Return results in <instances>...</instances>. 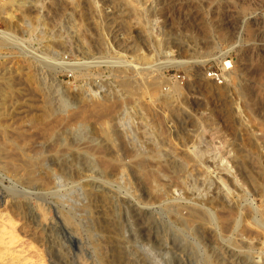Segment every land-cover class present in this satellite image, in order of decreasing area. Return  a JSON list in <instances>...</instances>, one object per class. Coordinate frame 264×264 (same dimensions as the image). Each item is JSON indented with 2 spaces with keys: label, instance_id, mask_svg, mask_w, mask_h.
I'll return each mask as SVG.
<instances>
[{
  "label": "rangeland",
  "instance_id": "rangeland-1",
  "mask_svg": "<svg viewBox=\"0 0 264 264\" xmlns=\"http://www.w3.org/2000/svg\"><path fill=\"white\" fill-rule=\"evenodd\" d=\"M1 32L0 213L35 264L258 255L236 241L261 237L264 0H0ZM193 211L210 236L177 219Z\"/></svg>",
  "mask_w": 264,
  "mask_h": 264
},
{
  "label": "bare ground",
  "instance_id": "bare-ground-1",
  "mask_svg": "<svg viewBox=\"0 0 264 264\" xmlns=\"http://www.w3.org/2000/svg\"><path fill=\"white\" fill-rule=\"evenodd\" d=\"M9 1H19V0H9ZM132 4V3H131ZM29 26H31V25H29ZM9 39H11L10 38V34H8V33H4V32H1L0 33V44L1 45H4V43H7L8 41H9ZM10 41H12V40H10ZM224 54V53H223ZM225 55V54H224ZM223 56V55H222ZM252 56V55H251ZM170 59V58H169ZM167 61V60H166ZM165 63H167V62H165ZM170 63V62H169ZM168 64V63H167ZM227 64H229V65H225V67L226 66H230V65H232L230 62H228ZM70 67H72V66H70ZM232 67H233V65H232ZM225 70L227 69H229V67H226V68H224ZM225 76V75H224ZM234 79V76L233 75H230V78H229V80L230 81H234L233 80ZM173 90H174V92H180V88L178 87V86H174L173 87ZM183 90V89H182ZM184 91V90H183ZM254 92V91H253ZM104 101V100H103ZM102 101V102H103ZM100 103V102H99ZM86 105V104H85ZM85 105L83 106V108L85 107ZM91 106V105H90ZM92 107V106H91ZM90 107V108H91ZM107 107H109V106H107L106 104H104V103H102V104H97L95 107H94V112H97V113H99L100 115H105L106 114V112H107V110H108V108ZM248 107V106H247ZM86 108V107H85ZM90 108H88V109H90ZM110 108V107H109ZM111 108H113V107H111ZM87 109V110H88ZM79 110H82V109H79ZM86 110V111H87ZM111 110V109H110ZM92 112H93V108H92V110H91ZM89 112V111H88ZM92 112H90L89 114H91ZM76 113V112H75ZM81 113H82V111H81ZM93 114V113H92ZM75 115H77V114H75ZM80 115V114H79ZM82 115V114H81ZM80 115V116H81ZM94 115V114H93ZM98 115V114H97ZM97 115H96V117H97ZM110 115V114H109ZM86 116H88V114L86 115ZM106 116V115H105ZM74 117L75 116H73V119H74ZM100 117V116H99ZM102 117V116H101ZM62 118V117H61ZM81 118V117H80ZM64 119H66V118H64ZM95 120H96V118H95ZM99 120V119H98ZM57 121H59V120H57ZM60 121H63V119L62 120H60ZM69 121H70V118H69ZM68 121V122H69ZM239 121V120H238ZM55 122V121H54ZM64 122V121H63ZM62 123V122H61ZM49 124V123H48ZM51 124H52V122H51ZM57 124V123H56ZM60 125V124H59ZM47 128V127H46ZM49 128V127H48ZM43 130V129H42ZM45 130V129H44ZM41 131V130H40ZM47 131V130H46ZM113 131V130H112ZM1 132V131H0ZM3 132V131H2ZM2 132H1V134H2ZM41 133V132H40ZM45 133V132H44ZM112 134V133H111ZM19 135V134H18ZM109 135V134H108ZM1 137V136H0ZM19 137V136H18ZM21 137V136H20ZM43 137V136H42ZM113 138V137H112ZM1 139V138H0ZM3 140V139H2ZM5 143H3V145H4ZM255 144V143H254ZM18 145V144H17ZM242 146V145H241ZM5 147V146H4ZM87 147V146H86ZM2 148V149H1ZM8 147H6V149H7ZM15 148V147H14ZM92 148V147H91ZM40 149V148H39ZM89 149V148H88ZM195 149H197L195 146H194V148L192 147V149H191V151H192V153H193V155H194V158H195V156H197V157H199V154H197L196 152H195ZM1 150H3V147H1V145H0V151ZM19 150V149H18ZM17 150V151H18ZM25 150V149H24ZM42 150V149H41ZM39 151V150H38ZM10 153V152H9ZM12 153H13V151H12ZM17 153V152H16ZM45 153V152H44ZM13 154H15V151H14V153ZM19 154V153H18ZM28 155L27 156H29V153H27ZM124 154V153H123ZM21 155V154H20ZM127 155V154H126ZM202 155V154H201ZM37 156V155H36ZM9 157H10V154H9ZM8 157V158H9ZM15 157V156H14ZM21 158V157H20ZM13 159V158H12ZM15 159V158H14ZM16 159H17V157H16ZM22 159V158H21ZM52 159V158H51ZM2 160V159H1ZM19 160V159H18ZM23 160V159H22ZM45 159H43V161H44ZM20 161V160H19ZM29 161V160H28ZM109 161V160H108ZM24 162H26V159H25V161ZM110 163V162H109ZM19 164V163H18ZM24 164V163H23ZM25 164H28V163H25ZM111 164V163H110ZM109 164V165H110ZM6 165L7 166H9V165H11L12 167V169H14V167L17 165V163H16V165L14 164V163H12V161L10 162V161H7L6 162ZM50 165V164H49ZM118 165H120V164H118ZM123 165V164H122ZM124 165H126V164H124ZM123 165V166H124ZM136 165H138V164H136ZM20 165H17V167H16V169H18V167H19ZM28 166V165H27ZM129 166V165H128ZM141 166V165H140ZM228 166V165H227ZM39 167V166H38ZM51 167V166H50ZM146 167V166H145ZM36 168V166L34 167V169ZM40 169H41V167H39ZM122 169H125V168H123V167H121ZM11 169V170H12ZM27 169V168H26ZM30 169V168H29ZM33 169V168H32ZM31 169V170H32ZM39 169V170H40ZM43 170V169H42ZM150 170V169H149ZM149 170H147V171H149ZM230 170V169H229ZM228 170V173L229 174H233L234 175V172L233 171H229ZM13 171V170H12ZM23 171V170H22ZM30 171V170H29ZM147 174H149L150 176H151V174L149 173V172H147L146 170H144ZM143 171V172H144ZM15 172V171H14ZM34 172H35V170H34ZM144 172V173H145ZM19 173V172H18ZM26 173V172H25ZM37 173H38V171H37ZM43 173H44V171H43ZM46 173V172H45ZM44 173V174H45ZM145 173V175H147ZM155 173V172H154ZM27 174V173H26ZM25 174V175H26ZM61 174V173H60ZM81 174V173H80ZM30 175V174H29ZM82 175V174H81ZM156 175V174H155ZM219 177H221L222 178V173H218L217 174ZM43 176V175H42ZM47 176V175H46ZM78 176V175H77ZM157 176V175H156ZM227 176V175H226ZM38 177H40V176H38ZM225 177V176H224ZM47 178V177H46ZM33 181H34V179L33 178H31ZM30 179V180H31ZM48 179H51V178H48ZM224 179V178H223ZM38 180V179H37ZM40 180V179H39ZM43 180V179H42ZM85 180V179H84ZM232 180V179H231ZM49 181V180H48ZM147 181V180H146ZM225 181V180H224ZM42 182V181H41ZM151 182V181H150ZM43 183V182H42ZM109 183V182H108ZM86 185L87 186H91V187H93V188H96V187H99L98 186V183L96 182V180L95 181H87L86 182ZM149 185V184H148ZM101 186V185H100ZM103 186V185H102ZM223 186V185H222ZM225 186V185H224ZM226 186H227V184H226ZM229 187V186H228ZM163 188V187H162ZM226 188V187H225ZM81 190V189H80ZM171 191V190H170ZM227 191L229 192V189H227ZM249 191V190H248ZM21 193V192H20ZM82 193V192H81ZM229 193H232V191L231 192H229ZM167 194V193H166ZM233 194V193H232ZM85 196V195H84ZM92 196V195H91ZM161 196V195H160ZM264 196V195H263ZM84 201V200H83ZM19 207V206H18ZM90 207H91V204H90ZM39 208H42V207H39ZM95 208V207H94ZM98 208V207H97ZM176 209V208H175ZM191 209H194L195 210V208H191ZM42 210V218H41V224L43 225V226H46V225H48V220H47V217L45 216V214L46 213H44V210L43 209H41ZM177 210V209H176ZM199 210V209H198ZM197 210V211H198ZM1 211V210H0ZM183 211V210H182ZM181 210H180V212H182ZM197 211H193V212H188L189 214H187V216H183L182 214H179V213H177V219L179 220V222H182V223H185L186 225H196L197 227H198V229L200 230V232L202 233V235H204V237L205 236H210V234H212V232H213V228L211 227V226H205V224H207V222L208 221H206V219L207 218H205V215H206V213L204 214V213H202V211L201 212H197ZM200 211V210H199ZM208 211V210H207ZM210 211V210H209ZM208 211V212H209ZM221 212V211H220ZM248 212H249V210H248ZM68 213V212H67ZM173 213V212H172ZM175 213V212H174ZM173 213V214H174ZM66 214V213H65ZM176 214V213H175ZM221 214V213H220ZM224 214V213H223ZM228 214V213H227ZM222 215V214H221ZM220 215V216H221ZM248 215H249V213H248ZM67 216V215H66ZM211 216V215H210ZM254 216H255V213H254ZM258 216V215H257ZM256 216V217H257ZM212 217V216H211ZM228 217V216H227ZM246 217V216H245ZM244 217V219L243 220H245L246 221V218ZM64 219H65V221L67 222H70L69 221V219L68 218H65V217H63ZM224 219V218H223ZM11 219H10V216L8 217L7 216V214H5V213H0V258H4V260H3V262H1V264H35V261H37V260H35V257L37 256V253L38 252H36V250L34 251L33 250V247L31 248V246H28V245H25L23 242H19V241H17L16 240V236L14 235V233L12 232V229H13V227H12V225L11 224H9L11 221H10ZM229 220H231V219H229ZM228 220V221H229ZM98 221V220H97ZM249 221V220H248ZM175 222V221H174ZM214 222V221H213ZM243 222V221H242ZM231 222H229V223H225V224H222V228H231V226H232V224H230ZM237 223V222H236ZM251 223V222H250ZM40 224V225H41ZM180 224V223H179ZM230 224V225H229ZM249 224V223H248ZM254 224H255V226L257 227V229L259 230L258 232H259V234H261V237L260 236H253V234H251V233H249V231L250 230H248V229H246L247 227L245 226H243V227H241L240 229H239V231H238V236H239V241H236V242H238V243H236L237 245L239 244V246H240V248H241V246L242 247H255L257 244H259V248H258V251H257V254L258 255H256V257H254V259L253 260H250V259H247V258H244L243 256H241V257H234L233 259H232V263L231 264H264V206L262 207V209H260L259 210V219H255L254 220ZM218 225V224H217ZM15 227V226H14ZM183 227V226H182ZM182 227H181V229H182ZM218 227V226H217ZM41 228H42V226H41ZM71 228V227H70ZM196 228V227H195ZM218 229V228H217ZM14 230V229H13ZM43 231V230H42ZM225 231H226V229H225ZM227 231H228V229H227ZM234 231V230H233ZM236 231V230H235ZM229 232V231H228ZM39 233V232H38ZM253 233H254V231H253ZM228 234V233H227ZM256 234H258L257 232H256ZM31 235V234H30ZM79 235V234H78ZM78 235H75V234H73L72 235V238H75L77 241V243L78 244H82V242H81V239H80V237L78 236ZM215 235V234H214ZM212 237V236H211ZM214 237V236H213ZM40 239H41V237H40ZM206 239V238H205ZM217 239V238H216ZM209 241V240H208ZM211 241V240H210ZM25 242H27L26 240H25ZM199 244V243H198ZM30 245V244H29ZM210 245V244H209ZM216 247V246H215ZM238 247V246H237ZM237 249V248H236ZM256 249V248H255ZM207 250V249H206ZM232 250L233 249H230V250H227L225 253L226 254H228L229 256H235L234 255V252H232ZM251 250V249H250ZM45 251V250H44ZM212 251V250H211ZM234 251V250H233ZM248 251V250H247ZM205 253V252H204ZM223 253V252H222ZM244 253H247V252H244ZM206 254V253H205ZM224 254V253H223ZM207 255V254H206ZM209 255V254H208ZM204 256V255H203ZM237 256V255H236ZM42 257V256H41ZM204 257H206V256H204ZM228 257V256H227ZM39 258V257H38ZM103 258V257H102ZM229 259V258H228ZM1 260V261H2ZM224 260V259H223ZM39 261H40V259H39ZM154 261V260H153ZM206 261H207V259H206ZM42 262V261H41ZM208 262H209V264H225V263H223L222 261H221V259H219V254H215V253H213V254H211L210 256H208ZM208 262H206V263H208ZM40 263V262H39ZM37 264V263H36ZM158 264V263H157ZM160 264V263H159ZM228 264V263H227Z\"/></svg>",
  "mask_w": 264,
  "mask_h": 264
},
{
  "label": "built area",
  "instance_id": "built-area-1",
  "mask_svg": "<svg viewBox=\"0 0 264 264\" xmlns=\"http://www.w3.org/2000/svg\"><path fill=\"white\" fill-rule=\"evenodd\" d=\"M208 76L217 83H223V73L219 70L209 71Z\"/></svg>",
  "mask_w": 264,
  "mask_h": 264
}]
</instances>
